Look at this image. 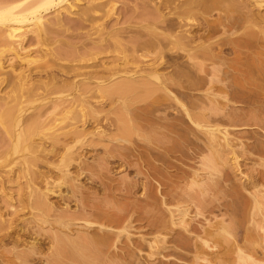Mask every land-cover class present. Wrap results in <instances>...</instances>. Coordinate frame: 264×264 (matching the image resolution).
Masks as SVG:
<instances>
[{
    "label": "bare ground",
    "instance_id": "bare-ground-1",
    "mask_svg": "<svg viewBox=\"0 0 264 264\" xmlns=\"http://www.w3.org/2000/svg\"><path fill=\"white\" fill-rule=\"evenodd\" d=\"M78 1L79 0H0V83H3V81L4 80L6 81L7 79H8L7 81H9V83H7V84H5V81H4V84H3L6 86L5 88H8V86H9V89L4 88L6 90V93L4 92L5 90L3 91L4 92L3 93L2 89L0 91V130L2 131V135L0 136V169H1V172H0V193H1V195H0V264H95V262L98 264H102L104 262L103 259H101L102 255L106 254V253L108 254L109 247L110 246L116 247V245H117L116 242H119V243L123 242L121 237L123 234L122 232L125 231V228H126L125 224L127 222L124 224L126 219L122 220L121 219L122 217H120V215L118 213H116L115 216L113 215L114 218H111L112 216L108 217L106 219L107 224H104V222L103 223H96L98 221L92 223L91 221H89V218L95 217L97 219V217H99L100 214H103V212L100 213L101 211H98L99 210L98 208H93L94 206L93 207L90 206L89 205L90 203L87 204V202L85 201L86 199H82V201H80L81 200L80 199L79 204H76V203H78V202H76L75 203L76 205H75V208L73 211H71L69 209V206L67 203L69 201V199L74 200V198H76L77 196H80V198H85L82 195L84 193V192L82 193L83 190L82 191H81V189L79 190L80 184L78 182L80 180V176L83 174V169H81L80 164H78V165L76 164L77 165V171L76 172L74 171L75 172L74 176L70 177V175H72V174L70 172L69 167L71 166L72 161H77V158L79 155V154L76 155L77 153L75 152V150L77 149V146L80 145L82 147L85 144L87 147L95 146L97 144V142L103 140L105 138V136L108 135L109 132L107 133V131L108 130L110 131V129H111L110 127H114L115 129H118V128L122 129L123 128V130H125L124 132H127L128 130L130 131V129H128L127 127L124 128L123 126H121L119 120H112V118L108 119L109 116L107 117V115L105 113H103L104 112L103 110L98 109V107L93 108V106H95L96 103H93L90 100L91 97L89 96V94L90 93L92 94V92L97 91V94L100 93L99 94L101 96L100 99L105 98L106 100H104V101L107 102V105L108 104L111 105L114 102V97H116L115 95L119 96L121 94H125L128 92L129 93H131L133 91L136 92V89H138V88H144V89L160 88L163 91L166 89L168 84H177L178 83L180 86V84H182L184 81L186 84L184 86L185 88H190V90L191 89L195 90V88L198 87L197 86L198 80L201 79V83H202V78H204L203 73H200V74H202V76L199 74L196 75V76H200L198 78V77H192L193 75L190 76L187 72H185L186 70L185 71L177 70L176 66H178L179 64L175 65V60H176V58L177 59H179V58L178 57L173 58V56L170 57L169 59H167L168 57L165 58L166 55L164 54L163 49L168 47L169 50L170 49H172V50L177 49V51L178 50L181 51L182 53L178 54L177 56L183 58L185 60V61L184 60L183 61L187 62V64H190L191 68H192V66H193V68L195 67L197 70V73L198 72H206L207 71L206 67L208 65L206 66V63H204L205 61L201 62V60H199L200 63H197V62L195 63L194 60L201 58V59H204L206 61L213 62V64H214V61H212L213 57H214L211 53L212 50L210 51V48H209L210 46H208L209 49L206 47L208 45V43H207V45L205 44L204 45L205 47H204L202 44L196 43L195 40H196V38L202 39L204 37L206 39H208L209 37L207 38V36L208 35L210 36V34L212 32H214L213 30H214L215 26L216 25L219 26L218 21H220L221 25L222 24L224 25V22L221 23V19L225 18V20H226L227 14H228L227 11L229 10V8L225 9L226 13L225 12L224 13L226 15H224L223 13H222L223 15H221V14L217 15L216 14L217 18H215L213 20L211 19L208 21L206 20L205 25L203 26V32H205V34L202 33L198 36H194L191 34L190 28L194 25L193 24L194 14L201 4L200 0H148V1L152 2L154 4V6L151 8V10L148 9V14H149L148 16H150V17H148V19L151 21H150V23L148 21L147 24L149 23V24L155 25L156 28H157V24H158L159 26H161L163 28V30L166 29L167 33L159 32V31L157 32V31H155V29H153V32L148 33V35L145 34L146 36H148V39H146L144 41H139L138 39H133L134 38L133 36H132L133 38H131L130 35H126L125 33L123 35V32H121V31H124L123 29L121 31H118V32L117 31H111L112 33L105 31V36H103V32H104L103 30L106 27L105 26L106 22L105 23L101 22V21H99L100 23L92 22L93 18L90 17L91 15H89V13L92 10H94L96 7L93 5H92L93 7H91L90 6L91 4H94V5L100 4V6L102 4H104V2L108 3V6L110 4V10L108 11L109 13H107L108 15H110V13L112 14L114 11L113 5L116 4L115 0H86L90 3V5H89V7L87 6L88 8L86 10L83 9L84 12H81V14L77 13V11L75 12L74 11L75 8H73L74 7L73 3H76V2L78 3ZM123 1H125V0H123ZM248 1H249L250 5L253 7L256 6V4L259 5V2H255V0H253V1L248 0ZM256 1H258V0H256ZM216 2H214V3H216ZM145 5H147V3ZM59 7H60V9L63 8V10L65 11L66 14H69V15H67L66 19L71 20V14H72L75 17V20H77V23L75 24V29H74L75 31L73 34H70L73 38H75L77 40V42H75L76 45L74 44L75 45L74 47H76L74 49V51L73 50L71 51L70 47H68L69 50H67L65 52H64V50L62 52L59 50L54 51L49 47L47 48V46H46V44L47 43L49 44V42H50L49 41L50 39L48 40L46 37L47 35L49 36V34H50L49 30L50 29H51V31L52 30L55 31V30L51 27H49V28L46 27V26H52V25H44L46 23H43L45 21L42 20L43 19L42 13L48 12V11L53 10L55 8L58 9ZM103 7H104V5H103ZM226 7L227 6H225L224 8H226ZM137 10L138 9H136L135 12ZM222 10L224 11V9H222ZM97 11H99V10H97ZM100 11H101V9H100ZM140 12H141V9H140ZM143 12L145 13V10H143ZM146 12H147V10H146ZM137 13H139V12L137 11ZM137 13H135V14H137ZM63 14L60 11H58V13L56 12L55 17L56 16L57 17H56L55 23L57 25H63L64 24L65 18L63 19V18H61L62 16L61 17L59 16V15H63ZM107 14H105V15H107ZM138 15H140V14H138ZM143 15H147V14L145 13ZM107 16H105V18ZM263 16L264 15L258 16V19L262 20ZM96 19L99 20V18H96ZM144 19H146V18H144ZM245 19L246 20H253L250 18L249 19L245 18ZM253 21H255V20H253ZM69 22H68V24H69ZM31 24L35 25L34 27L36 29ZM250 24H252L251 21H250ZM27 25L28 26L31 25V27H32L31 30H33V28L35 29V31L33 30L34 34L33 33H32L33 35L30 34L32 36L30 38H27L29 35L25 36L27 39L25 37L22 38V35H21V38L19 39V37L17 36L18 32L23 31V29L21 30V28L23 26H27ZM69 25H68V27L70 28ZM227 25H229L228 22H227ZM87 26H89L88 28H93L94 32H92L91 30H90L91 32H89L88 31L89 29L85 30ZM138 26H139V24H138ZM128 27H130L129 24H128ZM23 28H25V27H23ZM132 28H134V27H132ZM60 29H62V28H60ZM230 30H231V28H230ZM101 31H103V32L101 33ZM129 31H131V30H129ZM138 31H139V29H138ZM160 31H162V29ZM94 35H97V36L95 37ZM133 35H135V34H133ZM92 36H94V37H92ZM124 37L126 39L127 38L129 39V40H127V42L130 41V44L128 43L129 44L128 45L125 43L126 40H124V43L127 46L122 45L123 43L121 40L124 39ZM47 40H48V42H47ZM64 42L66 43V41H64ZM200 42H202V41L200 40ZM25 43H29L28 45H30V46L31 45L33 46L34 43L36 45L37 44H39V45L45 44L44 46H46L47 49L44 47L46 49V51L44 50L43 54H45L51 58H56V60L58 59L62 62H66V64L70 63L71 67L67 64L68 67L66 66V67H64L65 69L62 68V70H61V72H63L66 75V77H65V75H62V76H64L63 78H61V77L57 78L56 76L51 77V75L53 73L55 74V72L51 73L52 70L51 71H48V70L53 69L55 67L49 69V67H51L53 64V62H51L52 63L51 64L50 61L49 62L47 61L46 64H44L45 65L44 67L42 66L43 62L41 61L42 63H39L38 65H40V64H42V65L39 67L37 65V63L40 60L38 59V61L36 63L37 66L34 67V69H32V67H30L31 63L34 61V60H32V57L30 60H26L25 57H23L24 56L23 54H22L23 56H20V54L22 52L20 51L21 49L18 47H21V46L23 47V44H25ZM66 44H68V43H66ZM36 45H35V47L31 46L32 47L31 50L34 52L36 51V53H37L38 49H37ZM200 46H203V47H200ZM39 47H41V46H39ZM27 49H29V48H27ZM42 51H43V48H42ZM152 51L154 54L152 53V56H151L150 52H152ZM107 54H109V55L114 54L113 56H115V58H117V59H114V61H115V64H116V61H118V64H117L118 67H116L115 64H114L115 67L114 66L112 67L113 63H111V66L110 65L108 66L105 60L104 61L103 60L95 61L96 59H99L98 58L99 56L107 55ZM7 56H9V57L13 56L15 61L13 60V63H11L12 58L10 57L11 60H10V58H9V60L11 62H10L9 69L7 68V70H4L5 65L3 66L2 63H3V59ZM149 56L151 57L152 61L150 60L151 62L150 63L148 62L149 64L147 63V65H148V67L149 66H151V67L145 68V66H144L145 69L141 68L143 66L142 65L140 66L139 63L142 64L143 63L142 59L143 58L145 59L146 57L148 58ZM110 58L112 59V57H110ZM6 59H8V58H6ZM41 59H42V57H41ZM47 59L48 58H46L45 60H47ZM45 60H44V62H45ZM22 61L23 62L26 61V64L24 63L25 65H27L26 68H24V67L18 68L17 67L18 65L23 63ZM114 61H112V62H114ZM107 62H109V61H107ZM48 64H51V66ZM182 64L183 63H181V65ZM213 64H211V65H213ZM133 65H134V69H135V67L136 68L138 67V69H136V70L131 69V67ZM215 65H216V63H215ZM245 65H243V66H245ZM248 65H251V64H248ZM248 65H246V66H248ZM252 65H254L253 62H252ZM32 66H34V64ZM129 66H131V67H129ZM246 66H245V68L247 69ZM37 67H39V68L37 69V72L35 71L36 75L38 72H39V74H40V72H41V74L43 72L45 77L48 75L47 77L50 78L48 81H46V79H48V78L44 77V79H45L44 80L43 77L42 78L39 77L41 74L38 76L39 78L37 79V80H40L41 82L36 80V78L34 77L35 76L34 70H36ZM41 67H43V68H41ZM166 67H168V68L170 67V69L168 71L164 72ZM239 71H240V69H239ZM131 72L132 73L134 72L133 75L138 74V76L141 79L135 80L131 76L132 74L128 75ZM241 72H242V69H241ZM206 73H208V72H206ZM248 73H250V72H248ZM211 75H212V73H211ZM128 76L130 79L128 78ZM206 76H208V75H205V77ZM119 77H122V79L118 80L117 78H119ZM151 77L153 78L154 81L150 80ZM177 77H180V79L178 80ZM237 77H238V75H237ZM246 77L250 78L251 76H249V74H248ZM131 78H132V80H131ZM116 79L118 81H114ZM173 79H176L175 80L176 82H174ZM205 81H207V80H204V82ZM231 81H232V79H231ZM210 82L207 83V84H209V87L211 86ZM235 82L240 83L241 81L235 79ZM228 84H229V82H228ZM240 85H243V84L240 83ZM206 86H208V85H206ZM222 88H220V89L218 88L217 91L220 92ZM154 89H152V90H154ZM7 90H9V92H7ZM157 90H159V89H157ZM205 90H208V88H206ZM202 91H203V88H202ZM236 91L238 92V90H236ZM214 92H216V90ZM222 92H223V90H222ZM229 92H230V90H229ZM153 93H156V90L148 92V94H150L151 96H154V97L150 96L152 104L156 103V102L158 104V101L164 102V100H168L169 94L168 95L166 93L160 94V92H159L158 94L156 93L157 95L156 94L153 95ZM204 93H205V95L207 94L206 91ZM204 93H202V94H204ZM223 94H225V93H223ZM146 95H147V93H146ZM208 95H209V93H208ZM214 95H215V93H214ZM210 96H213V95L211 94ZM216 96H217V94H216ZM216 96H214V97H216ZM251 96H252V94H251ZM206 97L208 98L209 96H206ZM238 97H240V96H238ZM238 97H236V98H238ZM97 98H98V96H97ZM142 98H143V96H142ZM202 98H205V96ZM218 98H220V97H217V99L213 98V97H209L210 103H209V106L206 108L207 110L202 111L203 108L200 107V109L201 108L202 109L200 111L198 110L199 112H195L196 114H194L192 110H191L192 111V113H191L190 109L188 110L186 108L185 109L183 108V110H184L183 114H185L184 116L188 119V121L190 123L191 122L193 123L192 125H195L194 127L197 130V131L196 130L195 131L199 132V134L202 135V140L200 138L201 135L198 136L200 141H202V143L200 142L202 144V146H200V149H202L201 150L202 153H201V151L199 152V150H197L198 156H196V157L190 156V157H193L197 160L199 159L198 163L200 165L203 164L204 167L197 166V168L192 172L191 184L189 182L190 188H189V185L187 184L188 185L187 187L189 188V189H187L188 192L185 189L186 192H185V190H183L184 192L181 193L180 188L175 186V185L173 186L172 184L168 186V187H170V189H169V191L168 190L167 191L169 192L168 193L169 194V201L168 202H170L171 205H173V204L176 205L175 208L173 209V212L175 211L177 213V216L179 217L180 222L185 223V226H184L185 231L184 232H187L188 234L191 233V235H192V233L194 234L195 229L199 228V227H197L195 224V227H196L195 228L193 226L194 225L193 223L192 224L189 223L190 218L189 219L187 218L188 221L186 222L185 217L188 215L189 212L192 211L191 213H193L194 208H195V211H194L195 213H193V214H195V216H197L198 213L196 212V209L199 207L201 208V206L203 204V200L205 202V198H203V197H205L204 195H203V197H201V195L198 197L197 195L194 194L195 192L193 193V190H194V189H192L193 186L199 187V190H200V187L202 186V184H203L204 188L207 186H210V185H213V187H215L214 186L215 185L214 183L216 182V181H214L215 178L211 179L210 177H208L209 178L208 181H205L207 178L204 177L205 178L204 181L207 183H205V182L200 183L201 181L199 179L203 175L202 172H205L207 174L206 175L204 173L206 177L207 176L213 177L212 175H210L211 170H215V171L217 170L216 172L218 173V175L222 174V173H220V171L218 169L219 168L218 165L225 163V160L223 159L224 155L222 156V154L224 152L230 153L232 156V159L235 160V163H236V159L238 157L236 150L234 148L236 143L234 144V147L231 145L232 142L229 143L230 142L229 141L230 139H228L229 131H228V128L226 126H227V124L230 126H232V125L234 126L236 120L240 116L236 112H230V111L229 112L226 111L227 113L225 115L222 112L223 114L221 115V113L218 111L221 110V108L223 107V105L225 103L223 104V100L220 101L221 98H220V100ZM206 99H204V101H203V102H205V104H207L209 102V101L208 102L205 101ZM251 99H253V98L250 97V100L248 99L249 102L254 101ZM225 100H226V98H225ZM93 101H94V99H93ZM243 102L245 103L246 101H243ZM151 103L147 102V104L144 105V108H143L144 110L143 109L142 110L147 111L148 110L147 106H148V104H151ZM251 103H253V102H251ZM254 104H255V102H254ZM107 105H106V107H107ZM154 105H156V104H154ZM112 107H113V105H112ZM229 107H231V106H229ZM100 108H102V107H100ZM106 110L108 111V109H106ZM245 110H247V109H245ZM248 111H249V107H248ZM102 113H103V115H102ZM110 114H112V113H110ZM253 114L249 115V113H247V115H249L248 117L250 119H252L251 120L252 124L259 126V127L264 129V120L262 121V120L257 119L255 117L256 115L254 117L252 116L253 117L252 118L251 115H253ZM259 115H261V114H259ZM102 120L103 121L105 120L107 122L103 123ZM225 120L227 122H225ZM79 121L81 122V125L78 126V125H76V123H78ZM93 121H94V123H93L94 125L93 124H92L93 126L89 125L90 122H93ZM101 121H102V123H101ZM95 122H96V124H95ZM87 125H89L90 127L87 128ZM119 126H121V127H119ZM262 132H264V130ZM154 135H156V134H154ZM262 136H264V133ZM37 138L39 140H41V142L35 141V139H37ZM107 139H109V138H107ZM147 140H149V139H147ZM154 140H155V138H154ZM244 144L246 147L251 146V144L247 143V141L244 142ZM252 146L254 147V145H252ZM93 148H95V147H93ZM174 149H176V148H174ZM177 149H180V148H177ZM105 151H107V149ZM203 151H205L206 155H203ZM174 153H175V151H174ZM258 154H259V156L264 158V150L263 149H262V151H259ZM187 155H189V154H187ZM192 155H194V153ZM97 157H99V156H97ZM145 157H146V155H145ZM146 159H148V158H146ZM186 160H187V158H186ZM209 160H211L210 165H209V163H204V162H209ZM38 162H43L42 163L43 165L45 164V167L47 169V170H45V172L43 170H41V171L37 170ZM84 162H85V160H84ZM263 164H264V162H263ZM93 165H94V163H93ZM215 165L218 166L217 169H216ZM147 166H149V164ZM151 166L156 167L153 165H151ZM187 166H188V164H187ZM186 169H187V167H186ZM90 170H91V168H90ZM152 170L155 171L156 168H154ZM223 171H224V169L222 168V172ZM156 172H157V170L155 171V173ZM217 173H215V174L217 175ZM153 174H152V176H153ZM161 174L159 175V177L161 176ZM253 176L254 177H253L252 181L250 182V188H249L250 190H249V194H248L249 195L248 200H247V202H245V204L243 202L239 201V191L235 187L232 186L233 188H232V190H230L229 193L225 192L227 195V199H230L228 201V203L226 201H225V203L228 206L229 210L232 211V214L235 215L234 217L229 218V219L231 222L237 224V227H239L238 229H240V227H245V234L242 237L243 240H241L242 241L241 244H234V245L229 244V245H227L225 243L226 245L225 246L223 245V246L226 249V253H225V251H223V252L225 253L224 254L225 257H226L227 251L229 252V254H228L229 256L231 255L230 253L233 252L234 256H232V257H235L238 260L239 264H264V167H263V169L258 170L256 175H253ZM67 177L70 180H73V185L75 183V185H74L75 187H71V190L69 189L70 191H68V192L70 194L67 193L68 189L65 191L66 194H63L64 192H62L61 189L63 188L64 185H67V183H68V182L66 183V180L68 179ZM154 177H156V176H154ZM220 177H221V175H220ZM188 179H190V178H188ZM201 180H203V179H201ZM184 182H185V180H184ZM216 185H217V183H216ZM83 186L81 185L80 187H83ZM87 186H89V185H87ZM142 187H143V190L145 192L146 191L145 184L142 183ZM211 188H212V186H210V189ZM202 189L203 188H201V190ZM205 189H207V188H205ZM212 189H211V191H212ZM215 190H217V187L215 188ZM203 192H205V191H203ZM205 193H207V191ZM212 193H213V191H212ZM246 193H247V191H246ZM90 195H92V194H88L86 198L92 199L93 197H90ZM101 195H103V194H101ZM241 196H242V194H241ZM241 196H240V199H241ZM51 197L56 198V200L55 199H53L54 201L50 200ZM155 197L157 198V196H155ZM246 198H247V196H246ZM12 199L14 200V203L15 202L17 203V204L15 203V206H14ZM209 199H210V197H209ZM208 200H207V202H208ZM59 201H61V203ZM159 203H160V201H159ZM182 203H184V204L186 203V204L184 206H181ZM240 203H242L244 205L241 206ZM220 204L223 205L222 203H220ZM150 205H151V203H150ZM206 205H208V204H206ZM223 206L226 207L225 205H223ZM223 206H220V207H223ZM148 207H149V205H148ZM204 207H205V205H204ZM204 207L202 206L203 209H204ZM241 207H243V208H241ZM190 208H192L193 210ZM200 208H199V210H201ZM143 209L146 211V209L144 207H143ZM227 210L228 209L225 210V208H224V211H227ZM170 212H172V210ZM227 213H229V211H227ZM5 214H9L12 217L9 221H6V222L4 221L6 224L4 223L2 225V223H3L2 217ZM104 214H106V213H104ZM25 215H27L26 218H25ZM153 215H155V213ZM29 217H30V219H29L30 221L29 220L27 221V218H29ZM157 218L158 217H156V215H155L152 217L153 220H150L153 223V226H156V230H158L157 228L160 225L158 222L159 219H157ZM31 220H32V222H31ZM191 220H192V218H191ZM222 220L223 219H221V221L217 222L215 225L211 224V227L215 230V232H217V231L220 232V228L222 229V227H221V226H223ZM210 221H212V220H209V222ZM214 221H216V220H214ZM224 223H225V221H224ZM207 224H208V221H207ZM153 226H150V227H153ZM230 226H232V225L231 224L230 225L228 224V226L226 225V227H227L226 230L228 228H230ZM207 227L210 228L209 224L207 226H205V228H207ZM201 228H203V227H201ZM205 228H203L202 230L204 232V235L208 236V239L212 235L215 236L214 232L212 233L211 228L210 229H205ZM45 229H49V230L52 229V230H54V232H49L47 230L49 232V234H48L47 232H45ZM151 230H152V228H151ZM196 231H198V230L196 229ZM221 231H224V230H221ZM201 232H200V234H198V232H196V233L198 235H201ZM219 232H217V234ZM225 232H228V230ZM157 234H159V233L157 232ZM183 234L182 233L179 234V236H178L179 241L183 240V239H185V241H187L186 237H188V235L186 237H184ZM123 235L125 236V234H123ZM194 236H195V234L193 235V237ZM204 237H201V236L197 237L199 242H197L195 249H194L195 251H193V253H192L193 255H192L190 264H207V263L211 264L214 262L213 260H210V258L207 259L206 257L208 255H205V254H206V252L208 253V251H209V253L211 252L210 250H212L214 248L213 242H215V241H213L214 240L213 237H211L212 239H209V240H207V237L206 238H204ZM197 238H196V240H197ZM219 238H220V236H219ZM126 239H128V238H126ZM152 239H154V238H152ZM217 239H216V241H217ZM226 241H228V240H226ZM180 242H182V241H180ZM183 242H184V240H183ZM122 244H124V243H122ZM177 244H179V242H177ZM190 244H189V247L191 249ZM215 244L217 245V242H215ZM218 244H219V241H218ZM231 244H233V242ZM7 245H10V246L7 247ZM180 245H181V243H180ZM221 245H222V243H221ZM151 246H154V245H151ZM187 246L188 245H186V246L184 245L183 247L189 249ZM192 247H193V245H192ZM117 248H119L121 250V252L115 253L116 256H118V257L119 256L120 257L125 256L126 257V255H124L126 253V252L124 253L125 247H123V245H122L119 247L117 246ZM208 248L210 250H208ZM204 249H206L208 251H206ZM216 249H217V246H216ZM192 250H193V248H192ZM189 251L187 250V253H189ZM99 253H101L100 254L101 256H98ZM220 253H222V252H220ZM224 256L220 255V257H222V258ZM210 257H212V256H210ZM212 259H215V258L212 257ZM218 260H219L218 264H220L222 259H221V261H220V258ZM123 261H124V259H123ZM105 262H104V264H106ZM224 262L226 263V261H224ZM110 263L111 264H122V263L112 261V260L110 261ZM225 263H223V264H225ZM231 263L235 264L237 262H235V263H233L231 261L228 262V264H231ZM125 264H127V263H125Z\"/></svg>",
    "mask_w": 264,
    "mask_h": 264
},
{
    "label": "rangeland",
    "instance_id": "rangeland-1",
    "mask_svg": "<svg viewBox=\"0 0 264 264\" xmlns=\"http://www.w3.org/2000/svg\"><path fill=\"white\" fill-rule=\"evenodd\" d=\"M79 1H78V3L77 2L73 3V6H74L73 8L76 9V10L74 9L75 12L77 11V13L81 14V12H84L83 9L86 10L89 7L90 3L86 0H81L80 2ZM115 1H116V4L113 5L114 11L112 13L113 15L110 13L111 16L107 14V13H109L108 11L110 10V4L108 6V3L104 2V4H102L101 6H100V4H95V5L91 4L90 5L91 7H93V6L96 7L94 10H92L90 12L91 14L89 13V15H91L90 17L93 18L92 22H94V23H100L99 21L104 22V23L106 22L105 23L106 27L103 30L104 32L101 31V33L103 32V36H105V31H107V32L117 31L118 32V31H121L123 29L124 31H121V32H123V35L125 33L126 35H130L131 38L134 37L133 39H138L139 41H144V40L148 39V36H146V35H148V33H150V32H153V29H155V31H157V32L159 31V32L167 33L166 29L163 30V28L161 26H159L158 24H157V28L155 27V25L149 24L151 20L148 19V17H150V16H148L149 15L148 9L151 10V8L154 6V4L152 2H150L148 0H147L148 2L146 0H142V1L141 0H125V1L115 0ZM200 1H201L200 2L201 4L194 14V21H193L194 25L190 28L191 34L194 36H198L202 33L205 34V32H203V26L205 25L206 20L207 21L211 20V19L213 20V19L217 18L218 14L226 15L225 9L229 8V10H228L229 12L227 11L228 14H227L226 20H225V18L221 19V23L224 22V25L223 24L221 25L220 21H218L219 26H217V25L215 26V28L213 30L214 32H212L210 34L211 37L208 35L207 36V38L209 37L208 39H206L204 37L205 39L204 38H202V39L196 38V40H195L196 43H200L203 46L205 44L207 45V43H208V45L206 47L208 48V46H210L209 47L210 51L212 50L211 53L214 56L212 61H214V64H213V62H209V61H206V60L201 59V58L194 60L195 63L196 62L200 63L199 60H201V62L205 61L204 63H206V66L208 65L206 67V70H207L206 72H208V73H206V72H198L197 73V70L195 67H194L195 69L193 68V66L191 68L190 64H187V62H184L185 60L183 58L177 56L178 54L182 53L181 51H179V50L177 51V49H174V50L170 49L169 50L168 47L163 49L164 54L166 55L165 58L168 57L167 59H169L172 56H173V58L174 57L179 58V59L176 58V60H175V65L179 64L178 65L179 67L176 66L177 70H183V71L186 70L185 72H187L190 76L193 75L192 77H198V78L200 76H196V75L199 74L202 76V74H200V73H203L204 78H202V83H201V79L198 80V83H197L198 87H196L195 90L194 89L190 90V88H185L184 86L186 84L184 81L182 84H180V86L178 83L177 84H168L166 89L163 91L157 87L156 88L159 90L154 89V88H151V89L138 88V89H136V92L135 91H133L131 93L128 92V93H125L126 95L125 94H121L119 96L115 95L116 97H114V102H113L114 104L112 103L111 105H109V104L107 105V102L104 101V100H106L105 98H101L102 99L101 100L100 99L101 96L99 95L100 93L97 94V91L92 92V94L91 93L89 94V96L91 97L90 100L93 103H96L95 106H93V108L98 107V109H101L104 111L103 113H105L107 115V117L109 116L108 119L112 118V120H119L121 126H123L124 128L127 127L128 129H130V131L128 130L127 132H124L125 130H123V128L122 129L118 128L119 129L118 130V129H115L114 127H110L111 128L110 131L109 130L107 131V133L109 132L108 135L105 136V138L103 140L97 142V144L95 146H93L95 148L90 147V146H89L90 147L89 148L86 146V144L82 147L80 145H78L77 149L75 150V152L77 154L76 153L75 154L76 155L79 154L78 158L80 157L81 159L77 158V161H72V164L69 167L70 172L72 174V175H70V177H72V176H74L75 172L77 171V165L80 164L81 169H83V174L80 176V180L78 183L80 184V186L81 185L83 186L85 184L83 187L79 186V190L80 189H81V191L83 190L82 193L83 192L84 193L82 195L85 198H80V196H77L76 198H74V200L69 199V201L67 202L69 209L71 211L74 210L75 205L79 204L80 201H82V199H86L85 201L87 202V204L90 203L89 205L92 207L94 206L93 208H98L99 209L98 211H101L100 213L103 212V214H100L99 217H97L98 220L95 217H90L89 221H91L92 223L98 221L96 223H103L104 222V224H107L106 219L108 217H111V216H112L111 218H114L116 213H118L120 215V217H122L121 218L122 220L126 219L124 222V224L127 222L125 224L126 228H125V231L122 232L123 234H125V236L121 233L122 234L121 238H122L123 242H120V243L116 242V244H117L116 247L110 246L108 254L102 253L103 254L102 258L100 257L101 259H103L104 262L106 261L105 262L106 264H111L110 263L111 260L122 263V264L123 263L124 264L125 263H127V264H157V263L158 264H190V261H191L192 255H193L192 253H193V251H195L194 249H195L197 242H199L197 237L198 236H201V237L205 236L202 229L205 228V226H207L208 224H209L210 228L212 229V233L214 232V234H215V236L214 235L210 236L209 239H212L211 237L214 236L213 241L217 242V245L215 244V242H213L214 248L212 247L213 248V249L211 248L212 250H210L208 248V250L211 251L210 253L208 250L204 249V250L208 251V253L205 251L206 252L205 255H208L207 257L206 256L205 257L207 259L210 258V260L214 261V262L212 261L213 263H211V264H218L219 258H220V261L222 259L220 264L225 263L224 261H226L225 264H228V262H230V261L233 263H235V262L238 263V260L235 257H232V256H234L233 252L230 253L231 255L229 256L228 255L229 252L227 251V254H226L227 258L224 256V254L226 253V249L224 248V246L226 244L227 245H229V244L230 245L241 244V242H242L241 240H243L242 237L245 234V227H240V229H238L239 227H237V224L230 221L229 218H232L235 215L232 214L231 210H229L225 201L228 203V201L230 200V199H227L226 193H229L230 190H232V188L235 187L239 191V201L243 202L245 204V202H247V200H248V196H249L248 194H249V190H250L249 189L250 188V182L252 181V179L254 177L253 175H256L257 171L260 169H263V167H264V164H263L264 158L259 156V154H258L259 151H262V149L264 150V148H263L264 147V136H262L264 133L262 131L264 129L259 127V126L252 124V122H251L252 119H250L248 117L250 114L254 113L253 115H251V117L252 116L254 117L256 115L255 117L257 119L262 120V121L264 120V74H263L264 73V55H263L264 54V16H263L262 20L258 19V16L264 15V0H258V1L255 0V2H259V5L256 4V6H254V7L250 5L248 0H200ZM251 1H253V0H251ZM214 2H216V3H214ZM144 3L145 4L147 3V5H145ZM103 5H104V7H103ZM225 6H227V7L224 8ZM221 8L224 9V11ZM58 9L55 8V9L50 10L48 12L42 13L43 14L42 20L45 21L43 23H46L44 25H52V26H46V27H48V28L51 27L55 30V31H53V30L51 31V29L49 30L50 34L48 33L49 36L47 35L46 37L48 40L50 39L49 40L50 42H49V44L47 43L46 46H47V48L49 47L54 51L59 50L62 52L64 50V52H65V51L69 50L68 47L71 48L70 49L71 51L72 50L74 51V49L76 48V47H74L76 45L75 42H77V40L75 38H73L70 34L74 33L75 24L77 23V20H75V17L72 14H71V20L66 19L67 15H69V14H66L65 11L63 10V8L60 9V7H59ZM96 9L99 11H97ZM100 9H101V11H100ZM136 9H138L137 11L139 13H137V11L135 12ZM140 9H141V12H140ZM143 10H145V13L147 15H143V14H145L143 12ZM146 10H147V12H146ZM58 11H60L62 14L64 13L63 15H59L60 17L62 16L61 18H63V19L65 18L64 19L65 22L63 25H57L55 23L56 17H57V16L55 17V15H56V12L58 13ZM135 13H137V14H135ZM105 14H107L108 16ZM138 14H140V15H138ZM104 15L107 17L105 18ZM96 18H99V20ZM144 18H146V19H144ZM245 18H247V19L250 18V19H253L255 21L246 20ZM148 21H149V23L147 24ZM250 21L252 22V24H250ZM68 22L70 25L68 24ZM227 22L229 25H227ZM128 24L130 27H128ZM138 24H139V26H138ZM31 25H29L30 27L27 25V26H23L25 28H23V27L21 28V30L23 29V31H19L17 34L19 39L21 38V35H22V38H24L25 36H28V35L29 36L27 38L32 37L31 35L34 34V31L36 28L34 27L35 25H32L35 29L33 28L34 31L31 30V28H32ZM68 25L70 26L71 29L68 27ZM89 26H87L85 30L89 29L88 30L89 32H91V31L94 32L93 28H88ZM132 27H134V28H132ZM60 28H62V29H60ZM230 28H231V30H230ZM138 29H139V31H138ZM161 29H162V31H160ZM129 30H131V31H129ZM132 33L135 35H133ZM94 36L96 37L97 35H94ZM94 36H92V37H94ZM125 37L121 41L123 43L122 45L127 46L126 44H128V43L130 44V41L127 42V40H129V39L128 38L126 39ZM48 40H47V42H48ZM124 40H126L125 41L126 44L124 43ZM200 40L202 42H200ZM64 41H66V43H68V44H66ZM28 44L29 43H25V44H23V47L21 46L18 48H20L21 49L20 51L22 52L20 54V56L24 55L23 57H25L26 60H30L32 57V60H34L33 61L34 63L32 62L34 64V66H32L33 65L32 63L30 65V67H32V69H34V67H36L39 63H42V62H43V65L40 64L38 66L40 67L42 65L44 67L45 66L44 64H46L47 61L48 62L50 61V63L53 62V64L51 63L52 66H51V64H48L51 66V67H49V69L55 67L53 69L48 70V71L52 70L51 73L55 72V74L53 73L51 75V77H55V76L57 78L58 77L59 78L64 77L62 75H65V74L63 72H61V70H62V68L66 67V66L68 67V65L71 67L70 63H67L68 64L67 65L66 62H62L58 59L56 60V58H51V57L43 54L44 50L46 51V49H47L46 46H44L45 44H43V45L37 44L36 45L34 43L37 46V49L39 50V51L37 50V53H36V51L34 52L31 50V48L33 46L35 47V45L34 44H33V46L31 45L32 46L31 47ZM39 46H41L43 48V51H42V48ZM203 46H200V47H203ZM27 48H29L30 50ZM150 53L149 54L152 56L153 51ZM108 55L109 54L101 55L98 57L99 59H96L95 61H98V60L104 61L105 60L108 66L109 65L111 66V63H113L112 64V67H113L115 64L114 59H117V58H115V56H113L114 54H110L109 56ZM10 57L12 58V60ZM10 57L7 56L3 59L2 64H3V66L5 65L4 70H7V68L9 69L11 61H12L11 63H13L14 58H13V56H10ZM41 57H42V59H41ZM110 57H112V59ZM149 57L148 58L146 57L145 59L143 58L144 60L142 59V62H143L142 64L139 63L140 66L141 65L143 66L141 68H144V66H145V68L148 67L147 63L148 62L150 63L152 61L151 57L150 58ZM6 58H8V59H6ZM9 58L11 61L9 60ZM46 58H48V59L45 60ZM38 59L40 61H38ZM44 60H45V62H44ZM37 61H38V63H37ZM107 61H109V62H107ZM112 61H114V62H112ZM252 62L254 63V65H252ZM24 63L26 64V61H24L23 63H21L22 65L20 64L17 67L18 68H23V67L26 68L27 65H25ZM36 63H37V65H36ZM181 63H183V64L181 65ZM210 63L213 65H211ZM215 63H216V65H215ZM117 64H118V61H116V64H115L116 67H118ZM245 64L246 65L251 64V65H248L249 66L248 67ZM243 65H245L247 67V69ZM39 67H37L36 70H34V72L35 71L37 72V69ZM43 67H41V68H43ZM129 67H131V66H129ZM149 67H151V66H149ZM131 69H134V65L131 67ZM136 69H138V67L137 68L135 67L134 70H136ZM169 69H170V67L169 68L166 67L164 72L168 71ZM239 69H240V71H239ZM241 69H242V72L244 74L241 72ZM36 72L34 73L35 74L34 77L36 78V80L39 77H41V78L43 77V79H44L45 75L43 74V72H42L43 75L41 74V72H40L41 75L39 74V72L36 75ZM248 72H250V73H248ZM133 73L131 72L128 75L132 74L131 76L135 80L141 79L138 76V74L133 75ZM211 73H212V75H211ZM248 74H249V76H251L250 78L246 77ZM205 75H208V76L205 77ZM237 75H238V77H237ZM47 76L45 77V78H48V79H46V81H48L50 79ZM65 77H66V75H65ZM128 78H129V76H128ZM117 79L121 80L122 77H119ZM117 79L114 81H118ZM177 79L179 80L180 77H177ZM231 79H232V81H231ZM235 79L240 80L241 81L240 83L243 85H240L239 82H238L239 84L237 82H235ZM7 80L6 81L4 80L5 84L9 83V81H7ZM131 80H132V78H131ZM150 80L154 81L152 77L150 78ZM175 80L176 79H173L174 82H176ZM204 80H207V81L204 82ZM4 81H3V83H0L1 84L0 85V91L2 89V92L5 89H9V86H8V88H5L6 86L3 85ZM37 81H40V80H37ZM208 81L212 82V83L210 82V84H211L210 87H209V84H207V83H209ZM227 81L229 82V84ZM206 85H208V86H206ZM202 88H203V91H202ZM206 88H208V90H205ZM218 88L219 89L222 88L220 91L221 93L219 91H217ZM152 89L156 90L157 94L159 92H160V94H165V93L167 95L169 94L168 100H164V102L158 101V104H157V102L152 104L150 98L154 97V96H151L150 94H148L149 91H154ZM214 89L216 90V92H214L215 91ZM222 90H223V92H222ZM229 90H230V92H229ZM236 90H238V92ZM205 91L207 93L206 95L204 93ZM4 92L6 93V90ZM7 92H9V90H7ZM146 93H147V95H146ZM156 93H153V95ZM202 93H204V94H202ZM208 93H209V95H208ZM210 93L213 96H210L211 95ZM214 93H215V95H214ZM223 93H225V94H223ZM216 94H217V96H216ZM251 94H252V96H251ZM97 96H98V98H97ZM142 96H143V98H142ZM146 96L147 97L149 96V97L147 98ZM204 96H205V98H202ZM206 96L213 97L216 99H217V97H220L221 100H220V98H218V99L220 101L223 100V104L225 103L223 105L224 108L222 107L223 109L221 108V110L218 111L221 113V115L223 113L225 115L229 111L230 112H236L237 114H239L240 117L236 120L234 126L232 125L233 127L228 125V124L226 126L228 128V131H229V134H228V139H230L229 143L232 142L233 144L231 143V145L233 147H234V144L236 143L234 148L236 150L238 157H237L236 163H235V160L232 159V156L230 153L224 152L222 154V156L224 155L223 159L225 160L226 164L225 163H223L221 165L217 164L219 166V168H218V166L215 165L216 169L218 168L220 173H222V174L219 173L222 178L216 172L217 170L216 171L211 170L210 175H212L213 177H211V176L206 177L205 176L206 173L202 172L203 175L201 174L202 177H200V179H199L201 181L200 183L208 181V179H209L208 177H210L211 179L215 178L214 179V181H216L214 183L215 187H213V185H210L214 189L213 190L211 188L213 193L210 189V186L205 187V188H207V189H205L203 184H202V186L200 187V190H199V187H196V186L194 187L192 185L193 186L192 189H194L193 193L195 192L194 193L195 195H197L198 197L200 195H201V197H203V195L205 196V197H203V198H205V202L203 200L202 206L203 207H204V205H205V207L207 206L206 208L204 207V209L202 208V206H201V208L199 207L201 210H199V208H197L196 209V212L198 213L197 216H195V214H193V213H195L194 212L195 208H194V210L192 208H190L193 210V213H191L192 212L191 211L188 213V215H187L188 217L187 216L185 217L186 222L188 221L187 218L188 219L190 218L189 223H191V224L193 223L194 227L196 224V226L201 229L200 230L199 228L195 227L198 230V231H196V229H195V231L198 232V234H200V232L202 231L201 235H198L194 231L195 236L193 237V235H194L193 233L191 235V233L188 234L187 232H184L185 231L184 230L185 229V227H184L185 223L180 222V219L177 216V213L175 211L173 212V209L175 208L176 205H174V204L171 205V203L168 202L169 201V194H168L169 192L168 191L170 189V187H168V186L171 184L173 186L175 185V186L180 188L181 191L180 190L179 191L181 193L184 192L183 190H185V189L187 190L190 188L189 182L191 184L192 172L197 168V166L204 167L203 164L200 165L198 163L199 159L197 160V159L193 158V157L198 156L197 150H199V152L202 150V149H200V146H202V144H201L202 141H200V139L198 137L201 134H199V132H196L197 130L194 127L195 125H192L193 123L192 122L190 123L188 121V119L184 116L185 114H183V112H184L183 108L184 109L186 108L188 110L190 109V111L192 110L194 114H196L195 112H199L202 108H203L202 111L207 110L206 108L209 106L210 101H209V97L207 98ZM214 96H216V97H214ZM238 96H240V97H238ZM249 96L252 97L253 99H251V100H254V101L249 102V100H250ZM236 97H238V98H236ZM92 98L94 99V101ZM225 98H226V100H225ZM204 99H206L205 101H207V102L209 101V102L208 103L206 102L207 104H205V102H203ZM243 101H246L247 103L248 102L249 103L247 104L245 102L246 103L245 104ZM147 102L151 103V104H148V106H147L148 110L147 111H143L144 105H146ZM251 102H253V103H251ZM254 102H255V104H254ZM154 104H156V105H154ZM106 105H107V107H106ZM112 105H113V107H112ZM229 106H231V107H229ZM100 107H102V108H100ZM200 107H202V108L200 109ZM248 107H249V111H248ZM106 109H108V111ZM245 109H247V110H245ZM192 111H191V113H192ZM103 113H102V115H103ZM110 113H112V114H110ZM247 113H249V115H247ZM259 114H261V115H259ZM102 121H101V123H102ZM105 122H107V121L104 120L103 123H105ZM225 122H227V121L225 120ZM78 123H76V125H78V126L81 125L80 121ZM93 123H94V121L90 122L89 125H92ZM95 124H96V122H95ZM89 125H87V128L90 127ZM121 126H119V127H121ZM154 134H156V135H154ZM1 135H2V131L0 130V136ZM107 138H109L110 140ZM154 138H155V140H154ZM200 138L202 140V135ZM147 139H149V140H147ZM35 141L41 142V140H39L38 138L35 139ZM246 141H247V143L251 144L250 147L245 146L244 142H246ZM252 145H254V147ZM174 148H176V149H174ZM177 148H180V149H177ZM106 149H107V151H105ZM174 151H175V153H174ZM193 153H194V155L195 154L196 155L195 156L192 155ZM201 153H202V151H201ZM187 154H189V155H187ZM145 155H146V157H145ZM203 155H206L205 151H203ZM97 156H99V157H97ZM190 156H193V157H190ZM146 158H148V159H146ZM186 158H187V160H186ZM83 159L85 160V162ZM42 163L43 162H38L37 170L38 171L43 170L45 172V170H47V169L45 167V164L43 165ZM93 163L95 166L93 165ZM204 163H209V165H210L211 160H209V162H204ZM148 164H149V166H147ZM187 164H188V166H187ZM151 165L156 166V167H152ZM220 166L224 169L223 172H222V168ZM186 167H187V169H186ZM90 168H91V170H90ZM154 168H156V170H157L156 173H155L156 170L155 171L152 170ZM0 172H1V169H0ZM159 173L160 174L162 173L160 177H159V175H160ZM215 173H217V175ZM152 174H153V176H152ZM154 176H156V177H154ZM204 177L207 179L205 180ZM188 178H190V179H188ZM201 179H203V180H201ZM184 180H185V182H184ZM66 183H67V185H64L63 188L61 189V191L64 192L63 194H66L65 191L68 189L67 193L70 194L68 191L71 190V187H75L74 186L75 183L73 185V180H70L69 178L66 180ZM142 183L145 184V186H146L145 192L143 190ZM205 183H207V182H205ZM216 183L219 187L216 185ZM187 184L189 185V188L187 187L188 186ZM87 185H89L90 187ZM216 187H217V190H215ZM201 188H203V189L201 190ZM186 190H185V192H186ZM203 191H205V192L207 191V193H205ZM246 191H247V193H246ZM187 192H188V190H187ZM86 194L87 195L92 194V195H90V197H93V198L92 199L86 198L87 197ZM101 194H103V195H101ZM241 194H242V196H241ZM0 195H1V193H0ZM245 195L247 196V198ZM155 196H157V198ZM240 196H241V199H240ZM209 197H210V199H209ZM53 199L56 200V198H54V197L53 198L51 197L50 200L54 201ZM206 199L208 200V202ZM159 201H160V203H159ZM59 202L61 203V201H59ZM76 202H78V203H76ZM13 203H14V200H13ZM15 203H14V206H15ZM150 203H151V205H150ZM220 203L225 205L227 208L224 207L223 205H221ZM185 204L182 203L181 206H184ZM206 204H208V205H206ZM240 204H241V206L244 205L242 203H240ZM148 205H149V207H148ZM220 206H223V207H220ZM143 207L146 209V211L143 209ZM224 208H225V210L228 209L227 211H229V213H227V211H224ZM241 208H243V207H241ZM171 210H172V212H170ZM104 213H106V214H104ZM154 213H155L156 217H158L157 219H159L158 222L160 225L157 228L158 230H156V226H153V223L150 221V220H153L152 217L155 216V215H153ZM8 215L9 214H5L2 217V220H3L2 225L6 221H9L11 219L12 216L11 215L8 216ZM26 217H27V215H25V218ZM191 218H192V220H191ZM29 219H30V217L27 218V221ZM213 219L216 221H214ZM221 219H223L222 220L223 226H221L222 229L220 228V232L217 231L221 234L220 235L219 233L217 234V232H215V230L211 227V224L215 225L217 222L221 221ZM209 220H212V221H210L211 223L209 222ZM207 221H208V224H207ZM224 221H225V223H224ZM31 222H32V220H31ZM227 223L229 225L231 224L232 226H230V228L227 229L228 232H225V231H227L226 230V228H227L226 225L228 226ZM150 226H153V227H150ZM201 227H203V228H201ZM151 228H152V230H151ZM210 228L207 227L205 229H210ZM47 230L49 232H54V230H52V229L51 230L45 229V232H47L48 234H49V232ZM221 230H224V231H221ZM157 232L159 234H157ZM180 233H182V234L184 233L183 234L184 237H186L188 235V237H186L187 241H185V239H183L184 242H183V240H180L182 242H180L178 240V236ZM218 235L220 236V238ZM195 237L197 238V240ZM206 237H207V240H209L207 235L204 238H206ZM126 238H128V239H126ZM152 238H154V239H152ZM216 239H217V241H216ZM221 239L222 240L224 239L223 240L224 242ZM226 240H228V241H226ZM218 241H219V244H218ZM177 242H179V244H177ZM232 242H233V244H231ZM122 243H124V244H122ZM180 243H181V245H180ZM221 243H222V245H221ZM189 244L191 246V249L189 247ZM122 245H123V247H125L124 253L125 252L126 253L124 255H126V257L125 256H123V257L119 256L118 257L115 254V253L121 252V250L119 248H117V246L119 247ZM151 245H154V246H151ZM184 245L185 246L188 245L187 247L189 249L183 247ZM192 245H193V247H192ZM215 245L217 246V249H216ZM8 246H10V245H7V247ZM192 248H193V250H192ZM187 250L188 251L192 250V251L191 252L189 251V253H187ZM219 251L222 253H220ZM223 251H225V253ZM100 254L101 253H99L98 256H101ZM220 255H222L224 257L222 258V257H220ZM210 256H212L215 259H212V257H210ZM123 259H124V261H123ZM104 262L102 264H104ZM237 263H235V264H237ZM95 264H98V263L95 262Z\"/></svg>",
    "mask_w": 264,
    "mask_h": 264
}]
</instances>
